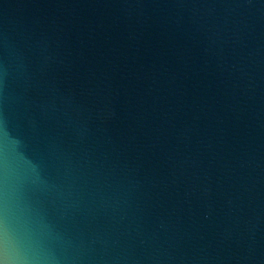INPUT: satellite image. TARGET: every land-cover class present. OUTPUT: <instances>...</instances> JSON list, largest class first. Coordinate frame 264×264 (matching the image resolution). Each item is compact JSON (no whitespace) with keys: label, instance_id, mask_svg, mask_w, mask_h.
I'll use <instances>...</instances> for the list:
<instances>
[{"label":"water","instance_id":"1","mask_svg":"<svg viewBox=\"0 0 264 264\" xmlns=\"http://www.w3.org/2000/svg\"><path fill=\"white\" fill-rule=\"evenodd\" d=\"M0 264H264V0H0Z\"/></svg>","mask_w":264,"mask_h":264}]
</instances>
